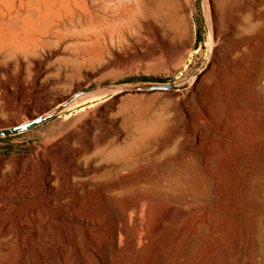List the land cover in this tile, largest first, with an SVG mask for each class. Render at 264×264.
<instances>
[{
	"label": "rangeland",
	"instance_id": "1",
	"mask_svg": "<svg viewBox=\"0 0 264 264\" xmlns=\"http://www.w3.org/2000/svg\"><path fill=\"white\" fill-rule=\"evenodd\" d=\"M169 11L177 35L96 39L89 24L69 26L64 40L46 38L0 76V131L73 91L97 97L0 136V174L17 198L0 216V264H264V0H174ZM163 85L180 92L152 88ZM66 116L81 136L66 146L90 154L73 180L93 184L125 161L126 192L92 189L75 203L72 226L20 239L18 216L48 198L42 175L59 160L52 147Z\"/></svg>",
	"mask_w": 264,
	"mask_h": 264
},
{
	"label": "bare ground",
	"instance_id": "2",
	"mask_svg": "<svg viewBox=\"0 0 264 264\" xmlns=\"http://www.w3.org/2000/svg\"><path fill=\"white\" fill-rule=\"evenodd\" d=\"M173 4L174 0H0V76L4 77L10 73L12 61L18 54L27 55L32 50L48 45L46 38L64 40L71 31L69 26L77 29L79 26L89 24L94 28L91 36L96 39L111 36L123 40L127 34L140 36L152 31L154 33L158 31L161 36L177 35L178 21L169 11ZM164 8L167 10L164 11ZM208 28L212 40L214 28L210 22ZM212 64L213 53L204 63L198 78H203ZM173 91L180 92L175 89ZM78 95L77 91L71 92L61 100L60 105L39 117H46L69 108L79 109L85 103L92 105L97 98L79 100ZM89 109L90 107H87L80 111L86 113ZM96 111L98 116L109 121L107 104L98 105ZM94 125V120H90L85 128L91 129ZM60 126L63 134L54 140L57 144L52 147L53 154L59 160L46 162L47 169L42 175L43 186L39 191L44 192L48 198L42 200L41 207L31 210L30 215L25 213L18 216L16 221L20 239H24L35 227L53 230L56 225L72 226L76 222L73 212L75 203L92 189L102 187L106 194L113 198L126 192L125 172L128 166L125 161L103 172L93 184H77L72 175L80 168L81 156H86L89 152L83 148L66 146L67 142L76 143L77 140H81L80 132L76 129L75 116L64 117ZM159 188L161 186L158 183L151 186V190ZM14 193L15 191L4 186L3 176L0 174V216L5 211L7 202L16 201ZM66 200H70L71 203L64 204L63 201ZM31 223H34V227ZM3 229L6 230L7 227Z\"/></svg>",
	"mask_w": 264,
	"mask_h": 264
},
{
	"label": "water",
	"instance_id": "3",
	"mask_svg": "<svg viewBox=\"0 0 264 264\" xmlns=\"http://www.w3.org/2000/svg\"><path fill=\"white\" fill-rule=\"evenodd\" d=\"M153 89L156 90H174L177 87L175 86H152ZM50 115L46 116V117H38L33 119L31 122L25 124V125H21V126H17L13 129L10 130H2L0 131V136H6V135H12V134H17V133H22L25 131H28L34 127H36L37 125L43 123Z\"/></svg>",
	"mask_w": 264,
	"mask_h": 264
}]
</instances>
